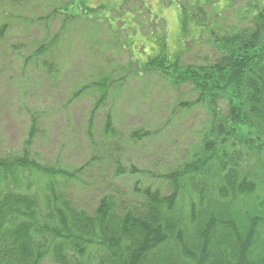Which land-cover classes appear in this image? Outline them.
<instances>
[{
	"label": "trees",
	"instance_id": "16d2710c",
	"mask_svg": "<svg viewBox=\"0 0 264 264\" xmlns=\"http://www.w3.org/2000/svg\"><path fill=\"white\" fill-rule=\"evenodd\" d=\"M74 2L57 11L67 21L88 8ZM248 13L250 26L221 37L209 65H184L164 45L140 66L172 87L191 85L195 102L181 106L199 105L209 116L197 142L151 182L132 170L135 185L121 188L127 173L111 115L102 123L107 155L92 146L106 166L95 176L91 167L103 165L96 157L69 167L34 155L40 126L32 119L23 152L0 153V264H264V0H250ZM59 36L26 59L35 74L59 53ZM98 78L76 93H97L92 143L94 119L110 96V77ZM75 189L102 194L84 209L73 201Z\"/></svg>",
	"mask_w": 264,
	"mask_h": 264
},
{
	"label": "rangeland",
	"instance_id": "374dc122",
	"mask_svg": "<svg viewBox=\"0 0 264 264\" xmlns=\"http://www.w3.org/2000/svg\"><path fill=\"white\" fill-rule=\"evenodd\" d=\"M74 1L0 0V153L23 152L33 119L40 126L31 143L34 155L69 167L96 157L103 165L91 167L95 176L106 166L92 146L107 155L112 145H100L102 123L111 115L120 141L119 169L127 173L121 188L130 191L137 179L132 170L153 181L197 142L209 119L199 105L181 106L195 102L191 85L172 87L156 73L141 74L140 66L164 45L184 65L213 63L220 55L217 41L250 26V0H85L88 8L67 21L57 11L75 8ZM55 35L59 53L47 60L48 67L40 61L37 75L26 59ZM99 73L110 77V96L94 119L92 143L86 136L97 93H76L93 86ZM101 194L75 189L73 201L90 209Z\"/></svg>",
	"mask_w": 264,
	"mask_h": 264
}]
</instances>
